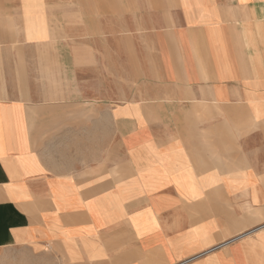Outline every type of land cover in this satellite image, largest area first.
<instances>
[{
	"label": "crops",
	"instance_id": "obj_1",
	"mask_svg": "<svg viewBox=\"0 0 264 264\" xmlns=\"http://www.w3.org/2000/svg\"><path fill=\"white\" fill-rule=\"evenodd\" d=\"M43 246L264 264V0H0V249Z\"/></svg>",
	"mask_w": 264,
	"mask_h": 264
},
{
	"label": "rangeland",
	"instance_id": "obj_2",
	"mask_svg": "<svg viewBox=\"0 0 264 264\" xmlns=\"http://www.w3.org/2000/svg\"><path fill=\"white\" fill-rule=\"evenodd\" d=\"M67 253L50 246L4 248L0 249V264H96V262L101 264V253L97 250L89 252L91 258L88 261L81 257L76 260L78 255L74 251L68 250Z\"/></svg>",
	"mask_w": 264,
	"mask_h": 264
},
{
	"label": "bare ground",
	"instance_id": "obj_3",
	"mask_svg": "<svg viewBox=\"0 0 264 264\" xmlns=\"http://www.w3.org/2000/svg\"><path fill=\"white\" fill-rule=\"evenodd\" d=\"M259 229H261V228L259 227ZM259 229H257V230H259ZM245 236H246V235H243V236H242V235H240V237H238V238L234 239L233 241H236V240H238V239H240V238H242V237H244V238H245ZM183 264H185V263H183Z\"/></svg>",
	"mask_w": 264,
	"mask_h": 264
}]
</instances>
